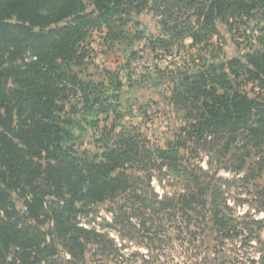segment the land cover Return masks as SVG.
<instances>
[{
    "label": "trees",
    "instance_id": "obj_1",
    "mask_svg": "<svg viewBox=\"0 0 264 264\" xmlns=\"http://www.w3.org/2000/svg\"><path fill=\"white\" fill-rule=\"evenodd\" d=\"M181 1L198 2L194 14L205 29L215 27L217 18L229 23L264 7V0ZM130 2L134 0H0V48L9 57L24 51L34 57L14 67L0 63V264H41L44 260L55 264L59 245L70 255L65 264H86L89 244L99 245L104 253L115 250L112 238L80 225L78 215L87 212L89 205L112 202L121 211L116 223L122 215L130 219L123 211L125 205L118 203L127 194L135 211V202L144 200L135 187L141 177L128 172L135 166L140 170L167 166L184 173V180L193 184L186 192L162 200L154 193L153 205L181 210L188 217L191 210H198L224 236H232L229 227L236 230L221 185L204 181L208 172L202 166L184 164L179 148L194 142L212 155L231 154L230 159L239 162L234 166L238 170L244 169L252 155L264 153V37L244 56L206 63L197 71L178 73L179 79L172 75V100L188 109L192 118L182 129L186 140L151 150L131 131L114 133L111 128L97 140L105 148L100 154L87 157L84 152L83 158L71 145L73 121L62 116V100L70 92L83 91L82 109L88 113H94L99 102L92 83L72 72L73 65L83 63L80 48L87 37L86 26L92 14L107 19L121 14ZM88 3L94 8L92 14L87 12ZM213 27L208 34L215 31ZM170 36L152 40L153 49L167 48L175 38L202 40L196 29ZM250 83L253 96L243 87ZM46 220L53 222L49 230L42 229ZM245 223L250 231L251 224L264 225L261 220Z\"/></svg>",
    "mask_w": 264,
    "mask_h": 264
},
{
    "label": "rangeland",
    "instance_id": "obj_2",
    "mask_svg": "<svg viewBox=\"0 0 264 264\" xmlns=\"http://www.w3.org/2000/svg\"><path fill=\"white\" fill-rule=\"evenodd\" d=\"M196 4L181 0H134L127 3L121 14L107 19L96 18V14H92L93 6L87 4V12L92 14L93 20L86 26L87 37L80 48L83 63L73 65L72 72L92 83L93 94L99 96V102L95 112L88 113L82 109L83 91L70 92L62 100L65 105L62 116L73 121L70 127L75 139L71 145L77 154L84 158V152H88L87 157L102 153L105 148L97 140L106 137L104 133L111 128L114 133L131 131L151 150L186 140L182 129L192 118L188 109L172 100V75H178L179 79L181 74L178 73L197 71L206 63L244 56L253 46L260 45L264 37V7L257 8L251 15L231 19L229 23L217 18L215 27L205 29L194 14ZM212 27L215 31L208 34ZM195 29L202 36L201 42L185 37L172 39L167 48L158 45L154 50L151 45L152 40L161 36L170 39L171 32L186 33ZM139 32L143 37L135 39ZM8 55L5 48H0L3 67L23 65L34 59L27 51L12 57ZM243 87L254 95L251 83ZM187 145V148H179L180 160L191 166H202L208 172L204 181L221 185L223 202L230 206L227 211L237 224L236 230L229 227L232 236L212 229L209 217L202 218L200 215L205 214L198 210H191L189 218L181 210L152 204L154 193L162 200L193 187L184 180V173L167 166L151 170L135 166L128 172L141 177L135 187L144 200L135 202V211L132 210L133 199L127 194L121 195L118 203L125 205L123 211H127L130 219L122 215L116 223L115 216L121 211L112 202L89 205L87 212L78 215L80 225L105 233L114 240L116 248L104 253L99 245L89 244L86 264H264V225L251 224L253 231H250L245 223L261 220L264 224V153L252 155L244 169L238 170L234 166L239 162L234 163L231 154L221 157L194 142ZM259 159L261 163H256ZM149 175H152L151 180ZM15 199L21 208V199L18 196ZM138 213L141 216H136ZM52 225V220H46L42 229L49 230ZM47 239H51L50 235ZM69 257L66 249L59 245L55 264H65ZM41 264L54 263L44 260Z\"/></svg>",
    "mask_w": 264,
    "mask_h": 264
}]
</instances>
